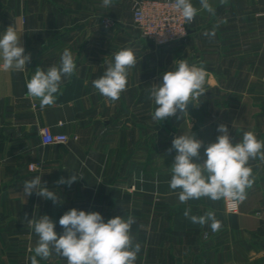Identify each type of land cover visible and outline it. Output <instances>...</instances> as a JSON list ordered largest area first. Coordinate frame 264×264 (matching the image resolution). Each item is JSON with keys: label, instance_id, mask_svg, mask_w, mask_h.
I'll return each instance as SVG.
<instances>
[{"label": "crops", "instance_id": "1", "mask_svg": "<svg viewBox=\"0 0 264 264\" xmlns=\"http://www.w3.org/2000/svg\"><path fill=\"white\" fill-rule=\"evenodd\" d=\"M134 1L112 0L104 7L103 0H0V35L14 25L25 54L31 53L26 71L0 69V264H31L38 236L26 216L48 215L60 235L59 219L73 208L99 212L105 222L134 217L131 235L141 245L136 264H264V160L249 161L254 183L237 214L226 212L224 199L181 203L180 189L169 186L176 137L192 133L203 141L197 163L222 134L220 124L234 144L247 131L264 140V0H209L215 16L192 0L198 13L187 39L164 47L142 39L133 25ZM108 17L116 26L104 27ZM217 24L214 37L204 35ZM66 48L76 71L63 78L55 104L42 110L38 99L28 97L26 81L38 67L59 66ZM124 48L138 62L113 102L92 81ZM180 59L206 69L207 91L188 114L178 111L159 123L149 90ZM44 127L70 140L43 146ZM33 163L38 167L31 171ZM71 174L83 178L71 186L56 183ZM36 176L63 202L53 204L35 191L25 196L24 182ZM188 207L196 216L214 211L221 229L192 223L183 215ZM37 261L67 264L55 252Z\"/></svg>", "mask_w": 264, "mask_h": 264}, {"label": "clouds", "instance_id": "2", "mask_svg": "<svg viewBox=\"0 0 264 264\" xmlns=\"http://www.w3.org/2000/svg\"><path fill=\"white\" fill-rule=\"evenodd\" d=\"M228 0H220L222 5ZM200 7L215 16V8L209 0H199ZM112 0H103L104 7H110ZM187 24L194 21L198 9L192 0H174L172 5ZM215 25L211 32L204 35L215 36ZM21 34L14 25H10L0 35V69L4 71H26V64L31 62V53L25 54L21 44ZM182 35V34H181ZM137 57L131 48H124L114 54V61L109 63L104 74L93 80V87L106 99L117 101L122 92L127 89L129 69L137 64ZM76 71V64L69 49H64L59 66L53 65L42 70L36 68L35 74L26 81L28 97L38 99L40 108L52 106L56 102V94L60 93L64 77H71ZM206 69L201 65H189L180 59L175 70H168L162 74V81L156 83L149 90V99L157 106L153 113V120L159 123L172 117L179 111L183 117L187 113L189 102L198 106L194 101L204 96L206 90ZM188 114V113H187ZM222 133L216 142L204 148L206 159L197 163L193 158H200V149L204 146L202 140L192 133L183 134L172 141V149L177 155L170 167L171 189H180L178 199L181 203L199 200L207 197L212 201L221 199L243 202L247 197V189L254 183L253 169L249 161L259 158L264 160V140H258L253 131L243 133L242 140L232 142L229 129L220 124L217 129ZM172 149H169L171 151ZM71 174L68 179L61 177L57 184H71L78 179ZM100 183V182H98ZM25 196L35 194L42 199L51 200L53 204L62 203L60 194L50 190L42 177L25 181L23 184ZM183 215L194 224L209 225L213 232H218L222 224L216 219L214 211H207L204 215H191V207L185 209ZM25 220L28 226L38 236L31 264H38L37 257L48 259L53 252L65 258L67 264H136L141 245L134 242L131 235L135 218L127 219L120 215L105 222L99 212H85L73 208L65 212L59 219L64 231L58 235L55 223L48 215L36 219Z\"/></svg>", "mask_w": 264, "mask_h": 264}, {"label": "built area", "instance_id": "3", "mask_svg": "<svg viewBox=\"0 0 264 264\" xmlns=\"http://www.w3.org/2000/svg\"><path fill=\"white\" fill-rule=\"evenodd\" d=\"M174 0H135L133 8V25L140 31L142 39L157 47H164L175 42L184 41L189 34L190 26L172 7ZM105 28L116 26L112 18L102 21ZM182 34V35H181ZM43 146L66 145L70 137L66 134H54L50 128L44 127L40 131ZM77 139V137H74ZM37 164H30L29 169L34 171ZM242 202L224 199L225 210L229 214H237Z\"/></svg>", "mask_w": 264, "mask_h": 264}, {"label": "water", "instance_id": "4", "mask_svg": "<svg viewBox=\"0 0 264 264\" xmlns=\"http://www.w3.org/2000/svg\"><path fill=\"white\" fill-rule=\"evenodd\" d=\"M192 107H193V103L192 102H189L187 109L188 108H192Z\"/></svg>", "mask_w": 264, "mask_h": 264}]
</instances>
